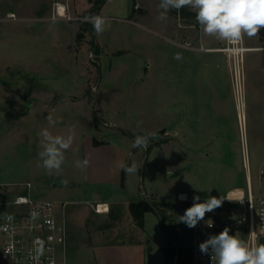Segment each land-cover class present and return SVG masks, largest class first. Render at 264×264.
Returning <instances> with one entry per match:
<instances>
[{"label":"rangeland","instance_id":"obj_1","mask_svg":"<svg viewBox=\"0 0 264 264\" xmlns=\"http://www.w3.org/2000/svg\"><path fill=\"white\" fill-rule=\"evenodd\" d=\"M69 1L74 14L90 8V0ZM16 3L1 0L0 17ZM158 4L159 0H106L100 15L111 27L102 34L91 23L60 22L71 31L68 68L61 54L59 59L55 54L44 58L45 43L38 38V64L45 71L53 66L58 73L45 80L39 76V89L48 93L55 87L59 92L51 104L39 102L35 119L27 124L33 136L10 134L2 141L0 185H5V197L12 198L26 193L29 181L33 196L61 202L60 219L67 231L65 264H164L159 212L172 213L167 203L177 202L183 191L191 197L220 196L233 187L247 191L245 147L253 193L264 195V49L246 55L251 109L241 125L226 56L206 49L224 42L197 38L199 24L183 13L193 12L189 8L172 9L166 19H158ZM181 36L199 48L178 44ZM244 39L249 47L264 46V29ZM29 46L23 43L19 51ZM177 53L182 59L174 58ZM21 59L26 69L35 61L33 55ZM49 114L59 121L55 128L45 119ZM72 126L75 138L62 171L48 173L38 157L42 129L67 134ZM148 133L155 137L147 150L131 146L137 135ZM128 147L132 154L125 160ZM84 158L89 165L81 170L76 161ZM122 160L128 166L135 162L138 172H125L122 179ZM141 199L155 206L146 212L143 227L128 209L131 201ZM105 203L109 209L97 211V205Z\"/></svg>","mask_w":264,"mask_h":264},{"label":"built area","instance_id":"obj_2","mask_svg":"<svg viewBox=\"0 0 264 264\" xmlns=\"http://www.w3.org/2000/svg\"><path fill=\"white\" fill-rule=\"evenodd\" d=\"M67 1L54 0L51 17L81 21L87 14L72 13ZM9 17L17 18L14 12ZM181 45L199 48L186 39ZM257 48L264 49V46ZM206 49L222 52L226 56L239 121L244 125L247 106L246 53L254 48L247 46L244 39L239 45H228L224 42L215 48ZM243 161L248 169L249 189H229L221 196L233 201L225 200L221 207L206 213L204 220L195 228H190L192 264H215L210 254H201L199 244L210 235L219 234L225 227L230 229L231 235L236 234L250 246L264 244V195L256 196L253 193L247 147ZM31 188L32 184L27 182L26 193H17L12 198H6L5 185H0V264H65L67 231L65 223L60 219L61 202L50 198H37L33 196ZM182 193L186 194V200L179 199ZM207 197L202 196L200 202ZM176 199L183 211L192 206L193 197L188 192H179ZM241 199L244 200L242 204L238 203ZM100 205H97V211H100ZM8 216L12 217L11 221ZM211 221L213 226L208 227L207 223ZM39 248L43 249V253L37 259ZM172 264H178L177 255Z\"/></svg>","mask_w":264,"mask_h":264},{"label":"clouds","instance_id":"obj_3","mask_svg":"<svg viewBox=\"0 0 264 264\" xmlns=\"http://www.w3.org/2000/svg\"><path fill=\"white\" fill-rule=\"evenodd\" d=\"M182 8H189L195 13V19L204 35L226 42L228 45H239L245 37L254 38L261 29H264V0H159L158 19L164 20L170 10L178 11ZM81 23H91L97 34H102L111 27V21L102 15H86L82 17ZM174 58L180 60L182 56L177 53ZM45 119L50 128H55L59 122L51 114ZM41 136V151L38 153L41 166L48 173L59 174L65 162V153L74 142L75 127L68 128L67 134H53L49 128H45L42 129ZM154 137V133L137 135L131 146L147 150ZM88 165V158L76 161V167L81 170H85ZM118 166L128 174H135L139 170L135 162L131 166L123 163H119ZM62 182L65 185L68 183L67 180ZM179 199L186 200V194H180ZM225 200L233 201L221 195L219 198L209 195L200 202L201 197L194 195L192 206L179 216V222L189 228H195L204 220L206 213L221 207ZM243 201L241 199L238 203L242 204ZM8 220L11 221L12 217L8 216ZM207 225L212 227L213 222ZM199 251L201 254H210L215 264H264V244L250 246L236 234L231 235L228 227L201 242ZM42 253L43 249L39 248L36 258L38 259Z\"/></svg>","mask_w":264,"mask_h":264},{"label":"crops","instance_id":"obj_4","mask_svg":"<svg viewBox=\"0 0 264 264\" xmlns=\"http://www.w3.org/2000/svg\"><path fill=\"white\" fill-rule=\"evenodd\" d=\"M53 2L54 0H17V7L6 8L4 15L0 17V149L3 146L2 141L10 134L13 138L21 136L26 138L28 134L29 136H33V130L27 124H31L33 119H35L36 108L41 105L39 102L50 103L56 97L55 92H59V90H55V87L52 88V91H47L48 93L39 89V76L41 79H44V76H52L55 70L53 66H50L49 71L48 69L45 71L42 69L43 65L38 64V38H40L41 42L45 43L44 48H42V56L44 58H48V56L52 58L55 54L56 56L58 55L59 59V54H61V63L64 65L65 60L68 68L71 31L68 24L65 26L60 23H64L63 21L66 20L51 17ZM67 2L69 10L75 13L76 8L74 4L69 0ZM91 4L92 1L90 0V7ZM28 10L31 13H28ZM12 12L16 14L17 18L9 17V14ZM47 21L56 22L49 24ZM74 26L77 27V25ZM196 35L203 42L208 41V36L203 34L201 27L198 32L196 31ZM183 37H179L178 44L181 45V41L184 40ZM203 42L201 43L203 44ZM23 43L26 46H29V43L31 45L27 49L19 51ZM59 47L62 49L61 53L55 50V48L59 49ZM253 48L252 50H260L257 47ZM32 55L35 61L28 63V69L22 68L19 62L22 60L21 58H31ZM10 59L14 60L12 64H8V60ZM55 74L58 73L55 71ZM68 90L66 91V97L69 96ZM61 95H64V91L61 92ZM249 102V94L247 93L246 117H248L249 110L251 109ZM6 123H11V125L6 126ZM25 123L26 125H23ZM34 134H36V131H34ZM125 154L124 159L127 160L132 154L130 147L126 148ZM137 243H141V241Z\"/></svg>","mask_w":264,"mask_h":264},{"label":"trees","instance_id":"obj_5","mask_svg":"<svg viewBox=\"0 0 264 264\" xmlns=\"http://www.w3.org/2000/svg\"><path fill=\"white\" fill-rule=\"evenodd\" d=\"M91 7L85 12L87 15H100V10L106 0H91ZM184 14L190 17H195L194 12H189L183 10ZM99 144L101 142H96ZM125 171L122 172V179L124 178ZM172 208V204H168ZM155 206L152 202L146 199H141L138 201H131L128 205L129 212L133 216L134 220L140 227L144 226L145 214L149 210H154ZM183 213H177L172 209V213L166 214L164 212H159L160 218L162 220V230L165 236V244L163 246V251L165 255L164 264H172V260L177 255L178 264H192L191 256V232L190 228L184 223L179 222V216ZM176 216L177 218H174Z\"/></svg>","mask_w":264,"mask_h":264},{"label":"water","instance_id":"obj_6","mask_svg":"<svg viewBox=\"0 0 264 264\" xmlns=\"http://www.w3.org/2000/svg\"><path fill=\"white\" fill-rule=\"evenodd\" d=\"M161 132L163 133V132H164V129H161ZM172 209H173L175 212H177V213H183V208H182L181 204L178 203V202H174V203L172 204Z\"/></svg>","mask_w":264,"mask_h":264},{"label":"bare ground","instance_id":"obj_7","mask_svg":"<svg viewBox=\"0 0 264 264\" xmlns=\"http://www.w3.org/2000/svg\"><path fill=\"white\" fill-rule=\"evenodd\" d=\"M100 206H101V207H100V208H101V209H100L101 212H103V211H107V210L109 209V208H108V205H107L106 203H105V204H101Z\"/></svg>","mask_w":264,"mask_h":264}]
</instances>
